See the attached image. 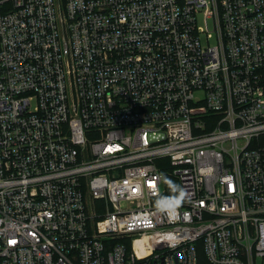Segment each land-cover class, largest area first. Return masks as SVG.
Segmentation results:
<instances>
[{"label": "built area", "instance_id": "2783aa9c", "mask_svg": "<svg viewBox=\"0 0 264 264\" xmlns=\"http://www.w3.org/2000/svg\"><path fill=\"white\" fill-rule=\"evenodd\" d=\"M199 250L264 264V0H0V264Z\"/></svg>", "mask_w": 264, "mask_h": 264}, {"label": "trees", "instance_id": "16d2710c", "mask_svg": "<svg viewBox=\"0 0 264 264\" xmlns=\"http://www.w3.org/2000/svg\"><path fill=\"white\" fill-rule=\"evenodd\" d=\"M176 185V182H174ZM176 190V187H175ZM167 202H171L173 201V199H167ZM198 264H209L208 261L206 260V258L204 257V254L202 251H198Z\"/></svg>", "mask_w": 264, "mask_h": 264}, {"label": "rangeland", "instance_id": "374dc122", "mask_svg": "<svg viewBox=\"0 0 264 264\" xmlns=\"http://www.w3.org/2000/svg\"><path fill=\"white\" fill-rule=\"evenodd\" d=\"M205 13V11H204ZM204 13H202L201 15L198 16V21L200 23L201 26H204L205 23H204ZM210 44L214 43L213 39H209L208 41Z\"/></svg>", "mask_w": 264, "mask_h": 264}]
</instances>
